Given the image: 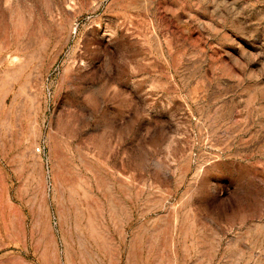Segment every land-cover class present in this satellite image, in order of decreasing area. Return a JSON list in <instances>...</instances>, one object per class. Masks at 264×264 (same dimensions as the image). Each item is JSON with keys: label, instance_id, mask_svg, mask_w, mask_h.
Returning a JSON list of instances; mask_svg holds the SVG:
<instances>
[{"label": "rangeland", "instance_id": "1", "mask_svg": "<svg viewBox=\"0 0 264 264\" xmlns=\"http://www.w3.org/2000/svg\"><path fill=\"white\" fill-rule=\"evenodd\" d=\"M0 264H264V0H0Z\"/></svg>", "mask_w": 264, "mask_h": 264}, {"label": "built area", "instance_id": "2", "mask_svg": "<svg viewBox=\"0 0 264 264\" xmlns=\"http://www.w3.org/2000/svg\"><path fill=\"white\" fill-rule=\"evenodd\" d=\"M36 151L41 152V148L37 147Z\"/></svg>", "mask_w": 264, "mask_h": 264}]
</instances>
